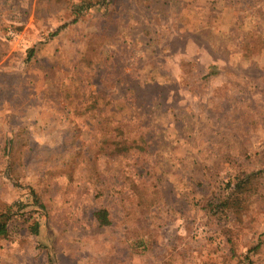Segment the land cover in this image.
Returning <instances> with one entry per match:
<instances>
[{
	"label": "rangeland",
	"instance_id": "1",
	"mask_svg": "<svg viewBox=\"0 0 264 264\" xmlns=\"http://www.w3.org/2000/svg\"><path fill=\"white\" fill-rule=\"evenodd\" d=\"M3 214L0 264H264V0H0Z\"/></svg>",
	"mask_w": 264,
	"mask_h": 264
},
{
	"label": "trees",
	"instance_id": "2",
	"mask_svg": "<svg viewBox=\"0 0 264 264\" xmlns=\"http://www.w3.org/2000/svg\"><path fill=\"white\" fill-rule=\"evenodd\" d=\"M114 3V2H113ZM90 8V7H88ZM62 28L58 30L61 31ZM56 32V33H58ZM110 119V118H109ZM101 128L104 129V131L107 130V132H110L112 137L106 136L102 141V153L106 155L108 158H116V157H124L128 156L129 154L133 153V150H138L139 152H146L147 143L145 141L144 137H139V139H128V136L123 135L122 131L129 129L128 124H124L122 121L118 120H112L109 124H104L103 122H100ZM115 133V134H113ZM122 134V135H121ZM230 193H228L225 196V199L220 198L222 201H225L223 203L227 204V206L231 205V202L235 198L236 193H240L241 187L240 184H230ZM94 217L101 226H109L111 224L110 214L107 209H99L95 211ZM10 220L11 215L9 214H3L0 215V240L5 239L9 235L10 230ZM38 233V228L36 225L35 228V234ZM52 264V263H51Z\"/></svg>",
	"mask_w": 264,
	"mask_h": 264
},
{
	"label": "crops",
	"instance_id": "3",
	"mask_svg": "<svg viewBox=\"0 0 264 264\" xmlns=\"http://www.w3.org/2000/svg\"><path fill=\"white\" fill-rule=\"evenodd\" d=\"M213 65H216V64H213ZM213 65H211V66H213ZM211 66H208V67L210 68ZM213 68H214V67H213ZM215 70L219 71V73H220L221 71H222V72L225 71V69H224L222 66L215 68Z\"/></svg>",
	"mask_w": 264,
	"mask_h": 264
}]
</instances>
